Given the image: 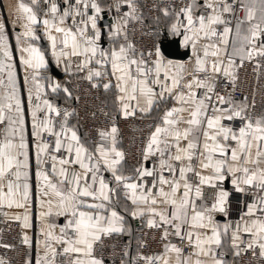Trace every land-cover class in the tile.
<instances>
[{"label": "snow or ice", "instance_id": "snow-or-ice-1", "mask_svg": "<svg viewBox=\"0 0 264 264\" xmlns=\"http://www.w3.org/2000/svg\"><path fill=\"white\" fill-rule=\"evenodd\" d=\"M12 23L25 75L21 85L0 18V216L32 227L34 167L41 252L23 264H104L98 251L131 235L128 217L159 233L162 251L142 254L140 238L135 256L124 245L120 264H229V255L264 264V98L236 96L242 69L264 76V0H17ZM137 31L149 45L138 47ZM169 37L182 39L188 60L166 55ZM49 53L66 74L111 93L121 118L158 113L134 164L112 113L101 110L109 126L81 132L68 106L80 97L47 74ZM226 180L242 207L220 223ZM21 243L32 248L27 233Z\"/></svg>", "mask_w": 264, "mask_h": 264}, {"label": "built area", "instance_id": "built-area-1", "mask_svg": "<svg viewBox=\"0 0 264 264\" xmlns=\"http://www.w3.org/2000/svg\"><path fill=\"white\" fill-rule=\"evenodd\" d=\"M152 2L153 0H141V3H147L149 6ZM164 2H167V0H164ZM145 11L147 12V9ZM109 19L110 14L109 16H106L104 22L107 23ZM135 40L138 47H144L150 44L149 36H142L139 31H137L135 35ZM69 81L70 83L68 86L73 90L74 96L80 97L79 101H72L68 106L76 108L79 113L81 132L92 133L95 127L109 126V120L101 114V110L112 113L116 118L118 127L120 128L123 147L129 154L128 164H134L135 155L141 146L142 139L146 137L149 131L148 125L153 122V118L150 116L139 118L138 115L136 118L125 120L115 111H111L108 108L102 89H91L87 81H81L77 76L68 75L67 82ZM252 91L256 92V100L259 105L262 98H264V76L258 79L257 74L252 71V66L248 65L246 69H242L240 72V80L238 81V91L236 92V96L250 95ZM57 103L61 106H65L64 101ZM93 111L97 113L95 119L91 118V113ZM75 122L76 121L73 120V123ZM224 190L230 193L228 216L238 218L242 207V197L233 190L232 185H229L226 189L224 188ZM205 195L207 202L210 204L211 197L214 193L211 190L206 189ZM216 215L225 217L222 213H216ZM22 235L20 222L5 220L3 216H0V244L14 245L11 249L0 247V257L5 258L9 264H23L25 245L21 243ZM138 236L139 239L143 238L147 241V246L140 250L142 254L154 255L162 251V245L159 242V233L155 230H149L144 226L139 230ZM137 241L133 242L131 239L125 238L123 235L113 236L106 241L104 248L99 250L97 255L103 256L104 264H120L121 249L125 244H130V256H135L137 254ZM133 249L134 252L132 253ZM244 264H248L247 257L244 259Z\"/></svg>", "mask_w": 264, "mask_h": 264}, {"label": "crops", "instance_id": "crops-1", "mask_svg": "<svg viewBox=\"0 0 264 264\" xmlns=\"http://www.w3.org/2000/svg\"><path fill=\"white\" fill-rule=\"evenodd\" d=\"M17 4V0H0V18H3L6 24V29L9 32V42L13 48V56L16 62V71H17V77L19 82L21 83V85H23V76L25 75L24 73V69L23 66L20 65L19 63V52L16 50V41H15V35L17 32L22 31V29L19 27V25H13L12 21L15 19V6ZM11 12V17L9 16V13ZM42 35V30L41 33ZM180 40V46L181 48H185L183 46L182 43V39L179 38ZM39 44V46L42 49H47L48 48V41L46 39H41L40 41L37 42ZM103 47H107L108 46V41L105 39L104 43L102 44ZM190 57V55H189ZM189 57H187L186 59H175V58H170L174 61H186L189 59ZM49 61V65L52 64L60 73H62V77H56L54 75H52L50 73V67L47 70V74L52 76L55 79L60 80L62 83L63 82H67L68 79V74H66L63 70V65L57 66L55 61L52 59L50 53L47 55L46 57ZM103 95H104V99L106 102V105L112 110H114V106H113V96L111 93H104L103 91ZM63 98L61 97L60 99H58L56 102H63ZM139 115V114H138ZM158 113H153L151 115H149L150 117L152 116V118L154 119L155 116H157ZM33 166H34V158H33ZM32 190H33V198H32V216H31V224L32 227L28 228V229H22V234L27 233L31 239H32V248L28 249L27 246H25L24 248V258L26 256L27 253L30 252L33 261L37 258L38 254L41 252V245H40V241L42 240V237L40 235V218H39V211H40V205H39V192H38V188H37V181L35 178V174H34V167H33V172H32ZM231 185L230 181H228V185L227 187ZM227 187L224 186V188L226 189ZM5 211H11V212H17L20 210H16V209H12V210H8L5 209ZM121 211H122V206H121ZM128 219V223L131 226L132 232L131 234H133V232L135 231V235H138L139 230L144 227V222L141 220H133L130 217L127 218ZM216 219L220 222V223H224L228 220H232L235 221L236 219H238L237 217H232V216H227V217H222V216H217L216 215ZM57 223H63V217L57 218ZM123 236H129L128 234H123ZM130 237V236H129ZM23 258V260H24ZM226 259L229 261V264L231 263V256H227Z\"/></svg>", "mask_w": 264, "mask_h": 264}, {"label": "water", "instance_id": "water-1", "mask_svg": "<svg viewBox=\"0 0 264 264\" xmlns=\"http://www.w3.org/2000/svg\"><path fill=\"white\" fill-rule=\"evenodd\" d=\"M179 37L173 38L169 37L167 40L164 41V49L166 55L169 58L175 59H186L190 55V50L186 48H181ZM104 41L102 42V44ZM50 73L56 77H62V73H60L52 64L49 65ZM228 181L226 180L224 186L227 187Z\"/></svg>", "mask_w": 264, "mask_h": 264}, {"label": "trees", "instance_id": "trees-1", "mask_svg": "<svg viewBox=\"0 0 264 264\" xmlns=\"http://www.w3.org/2000/svg\"><path fill=\"white\" fill-rule=\"evenodd\" d=\"M109 108V107H108ZM110 109V108H109ZM111 110V109H110ZM112 111V110H111ZM152 117V116H151ZM127 235V234H126ZM130 236V237H129ZM126 236L125 238L131 239L133 242H136L139 239L138 235H135V231L133 232V234ZM134 252V249L132 251V253Z\"/></svg>", "mask_w": 264, "mask_h": 264}]
</instances>
